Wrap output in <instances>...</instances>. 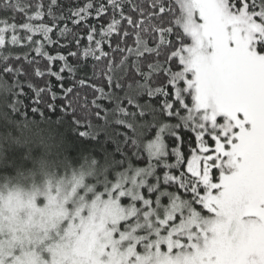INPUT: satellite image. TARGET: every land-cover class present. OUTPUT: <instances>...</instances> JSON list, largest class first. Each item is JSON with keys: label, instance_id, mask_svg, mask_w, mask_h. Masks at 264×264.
Returning <instances> with one entry per match:
<instances>
[{"label": "snow or ice", "instance_id": "1", "mask_svg": "<svg viewBox=\"0 0 264 264\" xmlns=\"http://www.w3.org/2000/svg\"><path fill=\"white\" fill-rule=\"evenodd\" d=\"M0 178L25 264H264V0H0Z\"/></svg>", "mask_w": 264, "mask_h": 264}, {"label": "rangeland", "instance_id": "2", "mask_svg": "<svg viewBox=\"0 0 264 264\" xmlns=\"http://www.w3.org/2000/svg\"><path fill=\"white\" fill-rule=\"evenodd\" d=\"M71 185L69 184L67 186L66 190H70ZM21 193V196L23 199L27 200L28 196L31 194L29 192H26L24 190H20L18 188H15ZM45 190H42L41 192H44ZM53 194L56 193V188L53 187L52 189ZM0 193H3V195L7 196V189L0 188ZM78 194H83L82 189H78ZM91 195L89 194V199H91ZM47 203L45 196H37L36 204L38 207H44V205ZM67 207L71 208L72 205L68 204ZM27 212L28 209L26 208H20L17 210V217L21 221V224L13 225V227L16 229V231H12L9 228H4L2 231H0V248H2L4 245H11L14 249L13 255L9 257V261L13 258L19 257V264H25V262L28 259V253L32 252L33 250L37 251L42 259H49V254L47 251H41L40 248L36 247V244L33 242H30V240H34L36 234L39 232V225H36L34 227H31L27 231L21 230L22 227H25L22 222L27 219ZM7 214V212L5 213ZM84 215H87V210H85ZM68 226V221H64V223L61 225V232H63V229ZM42 235V233H40Z\"/></svg>", "mask_w": 264, "mask_h": 264}, {"label": "trees", "instance_id": "3", "mask_svg": "<svg viewBox=\"0 0 264 264\" xmlns=\"http://www.w3.org/2000/svg\"><path fill=\"white\" fill-rule=\"evenodd\" d=\"M60 175H63L61 171ZM42 175L37 173L35 177H27V178H20L18 180H14L12 184L9 185L10 188H18L20 190H24L29 193H33L35 191L34 184L40 188V191L44 190L42 188ZM66 179H70V176ZM43 196V195H41Z\"/></svg>", "mask_w": 264, "mask_h": 264}, {"label": "clouds", "instance_id": "4", "mask_svg": "<svg viewBox=\"0 0 264 264\" xmlns=\"http://www.w3.org/2000/svg\"><path fill=\"white\" fill-rule=\"evenodd\" d=\"M42 177H43V179H42V185L41 186H42V188L44 190H46L45 189V181L47 180V177H45L43 175H42ZM59 178H61V177H57V179H59ZM5 183H6V181L4 179L0 178V188L5 189L3 187V185ZM67 186H68L67 185V182H65V184L62 185V188H64L66 190L67 189ZM53 187H55V183L53 184ZM0 251L3 252L5 264H10V261L8 260V257L11 256V255H13V251H14L13 247L11 245H7L6 244L2 248H0Z\"/></svg>", "mask_w": 264, "mask_h": 264}]
</instances>
